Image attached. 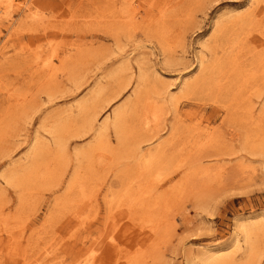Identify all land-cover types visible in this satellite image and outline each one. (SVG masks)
I'll return each instance as SVG.
<instances>
[{"label": "rangeland", "instance_id": "rangeland-1", "mask_svg": "<svg viewBox=\"0 0 264 264\" xmlns=\"http://www.w3.org/2000/svg\"><path fill=\"white\" fill-rule=\"evenodd\" d=\"M130 2L131 28L126 0H29L39 25L18 13L12 27L0 20V264H40L46 249L53 252L45 264H199L217 251L223 264H264V85L256 55L264 49V0ZM45 62L49 77L38 74ZM225 88L232 91L220 95ZM147 103L160 131L141 152L170 147L178 133L209 130L234 154L196 168H179L174 155L149 172L136 167L124 149L138 152ZM117 112L125 143L117 148L110 136L117 153L106 158L93 134ZM90 128L58 152L62 137ZM252 141L262 149L248 147ZM55 158L66 166L65 181L97 184L101 198L108 191L136 199L135 212L109 217L99 198L95 225L72 229L68 206L56 205L65 181L58 191L55 178L42 177ZM134 176L160 187L147 193L129 185ZM254 214L262 218L244 238L237 225Z\"/></svg>", "mask_w": 264, "mask_h": 264}, {"label": "bare ground", "instance_id": "bare-ground-1", "mask_svg": "<svg viewBox=\"0 0 264 264\" xmlns=\"http://www.w3.org/2000/svg\"><path fill=\"white\" fill-rule=\"evenodd\" d=\"M133 1V0H130ZM130 1L126 0V5H130V10L128 9L124 14L125 21L124 24L126 27H136V12L135 8L132 7V3ZM129 2V3H128ZM29 0H22L20 4L15 3V0H0V20H6L7 23L10 24L9 26L12 27L15 25L14 21H12V14L18 13L23 14V17L28 20L29 23L37 24L39 25L38 21L31 15V7L28 6ZM148 19V16H146ZM160 19L152 20L154 25H158L160 23ZM28 26V24L26 23ZM260 36L263 37V40H261V46L264 48V32L258 33ZM82 46L76 47L73 54L74 57L77 59L79 56L81 57L83 55V49H81ZM62 53H65V51H62ZM82 53V54H79ZM257 56H260L257 61L261 62L260 64V70H261V78L263 80L264 85V49H262L259 54H256ZM239 57V56H236ZM243 57V56H241ZM59 59V58H58ZM240 59V58H239ZM51 62H45L40 67V71H38V74H45V77H49L51 73L49 72L52 68L50 65ZM49 70V71H48ZM44 85L49 84V80H45ZM226 90L222 89L219 90L220 95H225L228 91H232L229 88H225ZM113 98H115L113 96ZM112 98V99H113ZM99 108V107H98ZM147 110L151 111L150 115L149 113L145 114L143 113L142 119L140 120V124L138 127V131L135 132V138H137V141L134 145V148L137 153H134L132 149H130V152L128 153L124 149V154H128L126 159L133 158L134 159V165L138 168L143 169V171L149 172L151 169L155 168L160 161L164 159L166 155H174L175 157L181 158V164L179 165V168H182L184 166H189L196 168L199 165L202 164L203 159H209V158H217L221 157L223 155H231L234 154L232 148L222 146L225 141L222 140V137H220L216 131H206L203 133L198 132H189L187 134H180L174 135L171 137L170 141L172 142V145L170 147L159 145L155 147L154 149H147L144 152H141L139 149L140 144H151V142L158 136V133L160 131V125L158 124V116L156 113H154L153 108L151 104H146ZM262 113V111H260ZM97 113L92 112V117H96ZM123 113H115L113 115L112 122L109 124H106L104 127H102L100 130H97L96 133L93 134V142L96 145L95 147L103 149L104 155L106 158H112L116 157L117 149H114L111 144L109 137L113 136L116 146L121 147L124 145L125 142H123V130L121 129V121L123 119ZM263 117L258 116L256 118L257 122L260 121ZM92 128L88 129L87 131L83 132H71L68 136H64L61 138V140L56 142V149L58 152H64V147L69 139L71 138H83L85 137L89 131H91ZM142 132L141 134L139 133ZM250 148H252L255 151H260L262 149L261 144L258 141H252L249 142ZM126 145V144H125ZM247 146V145H244ZM126 148V147H125ZM62 157V155L60 156ZM55 163H52L51 168L47 167L45 170V174L42 175V177L46 178L47 180L55 183V187L58 188V191H60V187L64 185L65 181V175H66V166L63 167L62 161L60 159L55 158ZM141 166V167H140ZM26 171V170H25ZM37 170L35 169L33 172V179H37V176H34V173ZM76 171V170H74ZM73 171V172H74ZM180 172L177 174L179 175ZM27 179L25 178L24 181L28 183L29 174H26ZM188 175L184 176V179H186ZM41 176L38 178L40 179ZM31 177L29 178V180ZM173 177L169 179L171 181ZM183 179L182 177L179 178V180ZM64 189L61 192V194L56 198L57 202L56 205L58 207L60 206H68V212L69 217L67 220L68 225L72 229L82 231V232H88L99 219V198L100 195L97 192V184H89V183H80L75 182V180L68 179L65 181ZM129 185L131 186H139L140 188H144L147 193H155L157 189L160 187L159 184H157L155 181H147L144 180L143 177L140 176H134V178L129 181ZM92 188H95L94 190H91ZM128 190H130L128 188ZM113 192L110 191V196L114 197ZM79 197V199H78ZM72 200L71 203L69 200ZM104 205L108 208L107 209V215L109 217H113L115 214L120 217H128L130 218V215H132V212H135L136 207V199L132 200H126L122 198H109L108 197V191H106L101 198ZM69 201V204H68ZM124 206V207H122ZM92 212V213H89ZM93 216H97L96 220L91 222ZM262 218L261 214H254L249 217H247V220L245 222L238 224L237 229L240 234L244 235V238L250 234V232L255 229V225L257 224L258 219ZM157 226H159L157 224ZM156 226L153 225V227L150 229V232H155ZM239 233H235L234 236V243L238 242L237 235L239 236ZM45 252L43 255L45 257H42L40 259V264H45L44 259L52 254V250H44ZM226 255L222 254L221 252L217 251L212 254H209L207 256H204L200 259L199 264H223L226 260ZM36 261V260H35ZM43 261V262H42Z\"/></svg>", "mask_w": 264, "mask_h": 264}]
</instances>
